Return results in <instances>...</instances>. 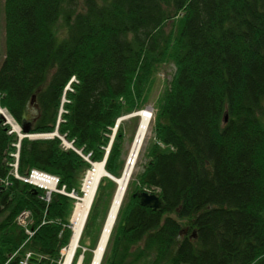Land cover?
<instances>
[{"label": "trees", "instance_id": "obj_1", "mask_svg": "<svg viewBox=\"0 0 264 264\" xmlns=\"http://www.w3.org/2000/svg\"><path fill=\"white\" fill-rule=\"evenodd\" d=\"M4 14L0 107L27 133L57 128L93 162L116 119L148 100L159 64L175 65L101 264H264V0H4ZM123 134L119 125L104 164L114 176ZM16 142L0 116V264L27 252V264H59L75 200L46 202L15 178ZM90 167L57 136L20 140V175L37 168L81 194ZM114 187L101 178L80 242ZM137 190L164 207L141 205ZM23 210L31 236L16 221Z\"/></svg>", "mask_w": 264, "mask_h": 264}, {"label": "bare ground", "instance_id": "obj_2", "mask_svg": "<svg viewBox=\"0 0 264 264\" xmlns=\"http://www.w3.org/2000/svg\"><path fill=\"white\" fill-rule=\"evenodd\" d=\"M135 112L137 114L134 116H138L139 120L132 141L130 143L126 162L122 168V171L119 176H114L108 172V174H110L114 179L113 182L115 183V189L103 225L101 227L95 245L92 248L88 247L89 242H85V246L81 245L80 240L82 237L88 212L95 198L98 184L101 178L107 174V171L105 170L102 161H90L88 159L89 154L85 155L79 150L80 153L78 154L80 156H87V159H85L83 156L82 157L84 160L90 163L91 167L87 169V172L83 178L81 185V194L75 195L76 198L70 215L71 235L68 243L60 250L59 264H82L84 254L87 250L91 251V258L89 264H101L110 237V233L115 223L129 180L133 173L135 160L142 146V143L145 137L149 134L150 130V121L152 118L150 108H143ZM0 113L7 119V122L10 123L14 131L18 133L23 131L20 124L14 118L12 119L11 117H9V115H7V111L5 109L0 108ZM130 117L133 116L129 115L127 117H121L119 122L125 118ZM118 123L116 124V126L119 125ZM55 129L57 130V128ZM53 132H55V130L49 133H39L37 135H41L40 139L51 138L54 136H57L58 138H64V136L59 135L58 132H56L57 134ZM131 159H133L134 162L131 163ZM78 249H82V252L79 254V256L74 262L75 254Z\"/></svg>", "mask_w": 264, "mask_h": 264}, {"label": "rangeland", "instance_id": "obj_3", "mask_svg": "<svg viewBox=\"0 0 264 264\" xmlns=\"http://www.w3.org/2000/svg\"><path fill=\"white\" fill-rule=\"evenodd\" d=\"M4 19H5L4 0H0V64H1L2 60H3V58H4V55H5V31H4L5 20ZM172 25L174 27H176L175 18L173 19V21L168 22V24L166 26V31L170 30ZM61 36H63V33L60 30L59 37H61ZM174 72H175V65L171 61H165V62L160 63L158 68H157V70H156V73H155V76H154L155 77L154 78V83H153V85L151 87V90L149 92L148 100L145 102V104L141 108V109L150 108V110H151L152 118H151V121H150V130H149V134L145 137V139H144V141L142 143V146H141V148L139 150V153H138L137 158L135 160V165H134L133 173H132V176H131L130 180L133 179L134 174L137 173L138 169L141 167V164H143L146 161L144 148H145V145H146L147 141L153 136L152 123H153L154 115H155L156 108H157L156 105L159 102L160 97L163 95L164 90L168 87L169 82L172 79V76H173ZM65 89H70V87L67 85ZM64 95H65V93H63L62 96H61V102L62 103L66 102V100H67ZM0 108H2V107H0ZM128 114H130V113H128ZM128 114L121 115L120 117L128 115ZM0 116L3 118V124H7L8 125V123L5 122V118H4V116L1 113H0ZM138 120H139L138 116H133V117H130V118H125L122 121H120V123H119V125H121L123 133H124L123 134V141H122L123 166H124V164L126 162V157H127L128 151H129L130 143L132 141L135 129L137 127ZM117 128L114 129V126L111 128L110 136L113 135L114 131L116 132ZM112 129H114V131ZM28 134H32V133H28ZM114 135H115V133H114ZM38 139H40V138H38ZM66 141H68V140H66ZM66 143L67 142H64V144H66ZM64 144H63V146L65 148H68ZM106 178H108V177H106ZM81 182H82V180H81ZM114 189H115V187H114ZM127 190H128V188H127ZM79 191H80V188H79ZM113 192H114V190H113ZM113 192H112V195H113ZM112 195L110 197H108V198H106V197L103 198L98 203V206H97V209H96L97 217L94 220L95 221V223H94L95 226H94L93 230L89 233V235H91V237L89 238L88 236L84 235L83 238H82L81 245L85 246V242H89L88 247L89 248L93 247L92 246L93 245V243H92L93 241L92 240H93L94 237H98V235H99V232H100L101 227L103 225L104 218L106 216L107 210L109 208V205H110V202H111V199H112ZM70 198H72V197H70ZM69 222H70V219H69ZM80 251L82 252V249H80ZM90 252H91L90 250H87L85 252V254H89ZM57 262H59V260Z\"/></svg>", "mask_w": 264, "mask_h": 264}, {"label": "built area", "instance_id": "obj_4", "mask_svg": "<svg viewBox=\"0 0 264 264\" xmlns=\"http://www.w3.org/2000/svg\"><path fill=\"white\" fill-rule=\"evenodd\" d=\"M7 115H9V117L12 118V116L7 112ZM5 118V117H4ZM13 119V118H12ZM5 122H7V119L5 118ZM10 125V123H8ZM114 131V129H112ZM9 132H15L13 130V128L10 125V129ZM33 137H41V135H32ZM112 136H110V138H112ZM67 147H71V144L68 143L66 144ZM74 149V148H73ZM77 153H80L79 150L74 149ZM12 156L14 157V162L11 163L13 170H12V175L21 180L24 183H27L29 185H31L32 187L35 188H39L43 190V195L40 196L43 200H45L46 202L50 201L51 198V194L52 193H59L62 195H66L69 197H75V192L74 190H71L70 192L66 191L65 185H61L60 184V180L59 177L55 174H51L48 172H45L43 170L37 169V168H31L27 174L25 175H20L17 172V160H18V153H12ZM85 159H87V156L82 155ZM87 172V171H86ZM1 182H6V180L1 179ZM16 221L18 223V225H20L21 227L24 228V231L26 234H28V236H31L33 234V230L31 228H29V224H31V219H30V211L29 210H23L21 211L17 218ZM30 256V252H27L24 256L23 259H21L19 261V264H27V259Z\"/></svg>", "mask_w": 264, "mask_h": 264}, {"label": "water", "instance_id": "obj_5", "mask_svg": "<svg viewBox=\"0 0 264 264\" xmlns=\"http://www.w3.org/2000/svg\"><path fill=\"white\" fill-rule=\"evenodd\" d=\"M136 114H137L136 112H132V113L125 115V116H122V117H127L129 115L134 116ZM120 119H121V117H119L117 119V123L119 122ZM225 121H226V117H225ZM24 132H27V131H24ZM56 132H57V130L55 129V132H53V133L57 134ZM108 148H110V145L108 146ZM106 157H107V153H106L104 159L102 160L103 164L105 163ZM132 162H134L133 159H131V163ZM106 173L107 174L105 176L110 178L112 181H114L113 177L110 174H108V172H106ZM33 190L37 191V189H35V188H33ZM133 195L138 197L139 203L143 206H147V207H150L152 209H158V208L164 207L163 201L159 197V194L157 192H151V191H146V190H137L134 192Z\"/></svg>", "mask_w": 264, "mask_h": 264}]
</instances>
